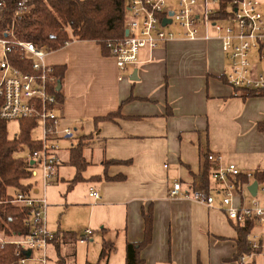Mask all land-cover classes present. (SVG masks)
<instances>
[{
    "label": "crops",
    "instance_id": "crops-1",
    "mask_svg": "<svg viewBox=\"0 0 264 264\" xmlns=\"http://www.w3.org/2000/svg\"><path fill=\"white\" fill-rule=\"evenodd\" d=\"M47 63L64 69L58 82L60 128L73 130L72 148L87 137L83 155L88 166L81 181L88 187L86 204L72 206L88 209L89 220L102 235L109 234L102 239L111 250L100 263L126 264L127 244L143 241L144 214L151 212L152 241L141 252L144 264H235L237 225L228 219L220 197L213 209L170 197L175 183L186 192L199 182L217 188L211 173L218 164L209 155L220 157L222 165L235 164L243 174L264 172V96L245 98L244 91L226 87L231 62L215 33L202 29L196 41L180 35L152 52L143 50L140 63L125 71L106 49L88 41L71 40L49 51ZM111 113L118 116L96 121ZM72 148L65 158L60 150L62 163L53 184L45 186L40 169L31 177H40L45 190L44 199L35 200L47 203L48 187L63 179L74 188ZM109 161L123 163L106 165ZM207 165L208 185L203 179ZM22 183L32 187L33 198L30 179ZM91 189L101 195L97 203ZM8 194L13 195L10 189ZM257 198L264 205V193L258 191ZM49 253L61 263L54 245ZM87 263L93 264L89 258Z\"/></svg>",
    "mask_w": 264,
    "mask_h": 264
},
{
    "label": "built area",
    "instance_id": "built-area-1",
    "mask_svg": "<svg viewBox=\"0 0 264 264\" xmlns=\"http://www.w3.org/2000/svg\"><path fill=\"white\" fill-rule=\"evenodd\" d=\"M5 10L6 0H0V16ZM32 11L28 0L21 1L14 22L0 31V119L31 121L36 125L34 128L41 129L40 148L30 150L26 162L32 177H36L40 169L45 186H49L55 181L62 163L60 143L71 138L73 130L60 128V104L56 96L59 80L55 75L56 67L47 63L50 50L20 40L16 35L15 20L29 17ZM165 21L168 23L164 24ZM202 29L215 33L231 62L225 78L226 87L231 91L263 94L264 12L258 0H128L124 36L108 41L105 49L117 67L125 71L140 63L141 51L152 52L180 35L196 41ZM210 38L205 35V39ZM69 43L65 42L64 46ZM208 160L218 164L211 173L217 188L208 189L199 182L186 192L182 191L180 183H175L170 197L190 198L213 209L219 196L230 221L242 226L253 224L247 240L248 252L238 255L235 264H264V205L257 195H251L249 185L240 178L245 175L253 180L254 174H243L235 164L222 165L221 158L215 155H209ZM258 191L264 193V182L258 184ZM89 195L95 203L101 200L94 189ZM12 202L31 210L26 221L30 233L14 237L12 241H2L3 245L15 246L12 264H59L58 258L54 260L49 253L54 233L47 226L46 201L35 200L28 192L18 190ZM92 234L91 230L84 231L79 242L89 241Z\"/></svg>",
    "mask_w": 264,
    "mask_h": 264
},
{
    "label": "trees",
    "instance_id": "trees-1",
    "mask_svg": "<svg viewBox=\"0 0 264 264\" xmlns=\"http://www.w3.org/2000/svg\"><path fill=\"white\" fill-rule=\"evenodd\" d=\"M23 0H6V10L0 16V31L14 22V15L18 4ZM29 5L35 8L29 17L15 20L16 35L20 40L33 42L38 47H46L50 51L61 49L65 42L71 40L95 42L105 49L110 40H120L124 36L126 21V6L128 0H28ZM58 80L64 78V69L56 67ZM244 97L256 96L255 93L244 91ZM59 104L62 103L61 91H56ZM260 96H264L260 94ZM118 116L111 113L96 121H110ZM6 121L0 119V235L6 238L27 236L29 227L26 221L31 215V210L15 205L13 196L8 194L9 189L28 192L30 185L22 182L31 179L32 175L26 159L16 157V154L25 149L36 150L40 148V142L31 137V131L36 126L34 122H21V132L15 139H10ZM264 129V124L261 125ZM87 137L80 138L76 147L71 149L70 163L77 170L72 181V186L83 181V172L88 163L83 155V147ZM208 158V157H207ZM123 163L121 161H109L106 165ZM126 163V162H124ZM211 166L207 165L203 179L209 184ZM241 180L247 184L249 180L242 175ZM107 180H115L106 177ZM253 181L262 184L264 172L254 173ZM146 227L144 239L139 243H129L126 247V264H144L141 252L152 241L153 219L151 212L144 214ZM253 230V224L237 225L239 238L237 240L238 255L248 252L247 240ZM76 234L58 230L52 240L53 245L61 258L60 264L74 262L76 258ZM111 248L103 246L100 260L108 257ZM15 246L0 243V264H12ZM91 264V263H87Z\"/></svg>",
    "mask_w": 264,
    "mask_h": 264
},
{
    "label": "rangeland",
    "instance_id": "rangeland-1",
    "mask_svg": "<svg viewBox=\"0 0 264 264\" xmlns=\"http://www.w3.org/2000/svg\"><path fill=\"white\" fill-rule=\"evenodd\" d=\"M261 3V10L264 12V0H258ZM32 10L35 6L31 5ZM176 28V27H173ZM21 122L9 121L7 123V131L10 139H15L21 132ZM31 137L34 140L41 139L42 133L40 128H34L31 131ZM75 139H64L61 141L62 158H65L64 153L67 154L68 150L74 146ZM30 154L29 149H25L23 152L16 154L18 158L26 159ZM31 184L34 186L33 197L34 199L44 197L45 190L42 186V182L39 178L30 179ZM74 188H70L69 182L66 179L60 180L55 186L48 187L46 192V199L48 203V209L46 211V221L49 231L56 232L59 228L64 231L73 232L76 234L77 239H80L82 233L86 230H91L94 236L91 240L80 243L78 241L76 245L77 256L74 264H85L89 258V261L93 264H103L99 261V254L103 247V239L109 237V234L102 235L101 227L96 226L93 221L89 220V210L84 207L72 206L74 202L84 201L86 204V197L88 187L81 183L73 185ZM12 196L16 195L15 189H10ZM262 195L259 196V199ZM44 199V198H43ZM106 233V231L104 232ZM13 238H6L0 235V243L2 241H12ZM11 245V244H6ZM2 246L3 245L2 243ZM70 264V263H68Z\"/></svg>",
    "mask_w": 264,
    "mask_h": 264
},
{
    "label": "water",
    "instance_id": "water-1",
    "mask_svg": "<svg viewBox=\"0 0 264 264\" xmlns=\"http://www.w3.org/2000/svg\"><path fill=\"white\" fill-rule=\"evenodd\" d=\"M168 23V21H165L164 24ZM58 91L61 90V86H58ZM249 191L251 193L252 196H256L257 195V191H258V183L254 182L250 187H249ZM27 256H30V252L27 253Z\"/></svg>",
    "mask_w": 264,
    "mask_h": 264
}]
</instances>
